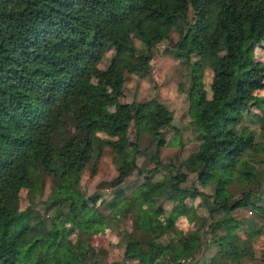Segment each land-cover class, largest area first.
Returning a JSON list of instances; mask_svg holds the SVG:
<instances>
[{"label":"trees","instance_id":"trees-1","mask_svg":"<svg viewBox=\"0 0 264 264\" xmlns=\"http://www.w3.org/2000/svg\"><path fill=\"white\" fill-rule=\"evenodd\" d=\"M173 29L179 39L167 52L187 65L188 115L201 126L197 150L181 163L185 171L160 160L172 110L157 98L123 99L126 74L149 75V51ZM263 40L264 0H0V264H100L92 236L125 218L131 230L123 232L119 264H194L201 229L216 251L199 264H264V223L260 229L253 220L244 223L241 239L236 230L244 224L232 215L254 209L264 194L260 168H247L251 161L264 165L257 156L264 155V95L258 94L264 63L255 56ZM109 50L107 88L92 74ZM143 134L153 151L140 148ZM104 148L114 154L111 185L118 189L93 206L101 194L87 196L81 176L88 164L95 173ZM145 152L153 171L126 195L121 184ZM189 173L201 180L217 175L212 193L187 186ZM44 175L52 186L42 200ZM234 182L239 193L230 190ZM188 193L201 198L208 218L184 234L176 221L193 212L184 201ZM161 200L173 204L164 222Z\"/></svg>","mask_w":264,"mask_h":264},{"label":"rangeland","instance_id":"rangeland-1","mask_svg":"<svg viewBox=\"0 0 264 264\" xmlns=\"http://www.w3.org/2000/svg\"><path fill=\"white\" fill-rule=\"evenodd\" d=\"M179 39V34L176 29H173L170 33V38L168 40L162 41L152 48L149 53L151 54L150 60V73L147 76L138 74H126V81L124 85V96L123 99L126 102H144L152 98H157L161 103L166 104L173 113V127L166 132L167 144L160 148V160L166 164H172L181 171H185L184 167L181 166L183 160L197 150L198 141L196 139V134L201 129V126L193 125L188 115V91L190 90L189 83V70L185 62L177 59L170 55V47L176 43ZM141 47V44L137 43ZM113 55V51L109 50L101 62L98 64L97 69L92 74V81L94 83H102L107 88H109V78L103 73L108 65L109 59ZM255 56L258 60L264 63V40L262 45H259L255 49ZM201 62L204 64L206 60L204 57L200 58ZM207 67V66H206ZM203 85L206 89L209 88L211 82V71L208 67L205 69L203 77ZM259 95H264V90L258 92ZM114 101L109 102L108 108L113 110ZM252 112H256L252 110ZM257 113V112H256ZM250 127L255 129L258 134L259 124L257 122H251L249 118L245 120ZM264 135V132L262 133ZM264 137V136H263ZM264 146V139H259ZM139 146L144 151H153L155 144L152 138L143 134L138 141ZM146 152L140 155L136 159L137 168L132 171V173L125 179L121 188L125 191L126 195H133L138 191L139 186L144 181V175L146 171L154 168V164L148 160ZM259 158H263L264 155H257ZM249 161V160H248ZM247 168L254 170L255 168H260V177L264 179V165H256L254 161L247 163ZM161 171V169L159 170ZM155 177H160L158 172L155 173ZM117 176L116 163L114 162V154L110 148H104L102 156L100 157L98 163L95 167V173L91 171V165L88 164L81 176V186L85 191L87 196L94 192L100 193L101 197L97 200H90L93 206L97 205L101 200L108 201L113 196L114 192L118 189L111 185V182ZM187 186H195L198 190L210 195L212 193L214 182L217 179V175H214L210 179L201 180L194 176V174H188ZM44 191L41 196L42 200H45L50 193L52 186V177L49 175H44ZM159 179V178H158ZM241 184L234 182L230 190L235 193H239ZM263 194V193H262ZM21 202L20 208L24 209L28 205L27 191L22 190L20 192ZM259 199L258 204L255 208L247 209H237L232 215L235 219L240 220L243 224H249L250 221H254L255 228L260 229V222H263V217L260 218V212H262L263 207ZM185 203L188 207H192L193 212L189 217H179L176 221V229L179 232L187 234L200 226V220L204 217L208 218L207 209L201 202V198L195 196L193 193H188L185 197ZM161 205L165 212L159 217L162 222H164L166 215L173 207L172 202L167 200H161ZM37 208H40V206ZM108 210V208H106ZM115 214V212H113ZM210 221V219H208ZM42 224H44L42 222ZM117 227H110L104 229L103 231L95 234L91 238V244L94 250H98L95 257L100 264H119L123 259V253L125 248V239L123 232L131 230L130 219L125 218L121 223H117ZM208 229V225L206 226ZM248 227L244 226L236 230V234L241 237V239H246V230ZM172 236L174 234H171ZM200 238L202 245L198 248L199 253L196 259H193L194 264H199L202 259H209L214 255L216 248L210 245L211 234L205 230H200ZM260 235L256 237L254 243L251 247L255 258L260 257V243L262 242ZM206 245V247H205ZM97 262V261H96ZM225 260L223 261L224 264ZM126 264H133V262H125ZM244 264H249L248 261Z\"/></svg>","mask_w":264,"mask_h":264},{"label":"crops","instance_id":"crops-1","mask_svg":"<svg viewBox=\"0 0 264 264\" xmlns=\"http://www.w3.org/2000/svg\"><path fill=\"white\" fill-rule=\"evenodd\" d=\"M262 202H261V204H262V207H263V211L260 213V218H262L263 217V219H264V197H263V199L261 200ZM264 223V221L263 222H260V225H262Z\"/></svg>","mask_w":264,"mask_h":264}]
</instances>
